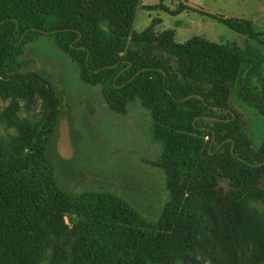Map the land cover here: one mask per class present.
<instances>
[{"label":"trees","instance_id":"obj_1","mask_svg":"<svg viewBox=\"0 0 264 264\" xmlns=\"http://www.w3.org/2000/svg\"><path fill=\"white\" fill-rule=\"evenodd\" d=\"M139 4L0 0V86L31 66L26 53L34 42L50 38L109 110L124 116L136 102L147 111L151 139L161 145L150 164L164 174L167 191L152 220L110 193L71 192L48 151L57 114L45 132L21 125L0 145V264H42L49 246L52 264H188L204 239L221 248L251 242L260 258L253 259L264 258V215L250 206L264 205V140L253 146L231 103L244 52L198 36L179 43L173 30L154 31L158 20L135 32ZM178 6L142 8L189 9ZM199 13L250 40L263 36L250 21ZM239 96L264 116L259 97L244 86ZM48 98L54 101L50 91ZM214 205L221 217L209 215ZM64 215L73 218L71 241Z\"/></svg>","mask_w":264,"mask_h":264},{"label":"rangeland","instance_id":"obj_2","mask_svg":"<svg viewBox=\"0 0 264 264\" xmlns=\"http://www.w3.org/2000/svg\"><path fill=\"white\" fill-rule=\"evenodd\" d=\"M184 1L212 15L250 21L253 30L263 36L258 41L250 40L214 17L192 9L171 15L159 7L142 8L161 3L168 11L175 12L179 10V0H140L133 30L141 32L153 20H158L154 31L173 30L179 43L198 36L242 50L247 63L238 77L231 103L246 119L253 146L257 147L264 140V116L239 93L241 86L246 87L250 95L259 97L264 107V0ZM26 58L31 60V66L22 69L21 76L15 81H5L4 87L0 86V145H9L21 125L39 124L44 127L43 132L47 131L52 113L57 114L48 151L59 181L71 192L110 193L147 219H155L167 201V191L164 174L150 164L159 157L161 145L151 139V120L147 111L136 102L128 105L124 116L109 110L99 88L85 85L78 79L75 66L60 54L50 38L41 37L34 42L27 50ZM49 91L54 101L48 98ZM62 114L69 134L60 138ZM78 139L83 151L68 160L62 159L59 148L73 147ZM221 192L223 190L219 189L217 194ZM206 204H210L207 199ZM215 206H211L214 210L210 209L209 215L221 217V208ZM250 206L264 215L262 203L251 202ZM72 219L69 215L62 218L70 241ZM54 242L61 244L60 239ZM202 245L204 250H197L188 264H264V258L257 262L260 258H256L257 250L251 242L240 247L221 248L218 243L204 239ZM53 250L52 246L48 247L42 264H52Z\"/></svg>","mask_w":264,"mask_h":264},{"label":"water","instance_id":"obj_3","mask_svg":"<svg viewBox=\"0 0 264 264\" xmlns=\"http://www.w3.org/2000/svg\"><path fill=\"white\" fill-rule=\"evenodd\" d=\"M185 7L198 11V12H203L206 14H211L208 11H205L201 8H199L196 5H193L189 2H186L184 0H179ZM64 114H62L61 118H60V138L65 137L66 135H68V132L66 130V122H65V118H64ZM79 145V146H78ZM83 145L81 143V141H78L77 144L73 145V147L69 146L66 148H59L58 153L59 156L64 159V160H68L70 158H72L74 155L80 154L83 151Z\"/></svg>","mask_w":264,"mask_h":264},{"label":"flooded vegetation","instance_id":"obj_4","mask_svg":"<svg viewBox=\"0 0 264 264\" xmlns=\"http://www.w3.org/2000/svg\"><path fill=\"white\" fill-rule=\"evenodd\" d=\"M68 134H69V132H68ZM78 141H80V139H78L77 142H78ZM73 143L75 144L76 142L74 141ZM73 143H71L70 145H72Z\"/></svg>","mask_w":264,"mask_h":264},{"label":"built area","instance_id":"obj_5","mask_svg":"<svg viewBox=\"0 0 264 264\" xmlns=\"http://www.w3.org/2000/svg\"><path fill=\"white\" fill-rule=\"evenodd\" d=\"M204 139L207 140V137H205Z\"/></svg>","mask_w":264,"mask_h":264}]
</instances>
